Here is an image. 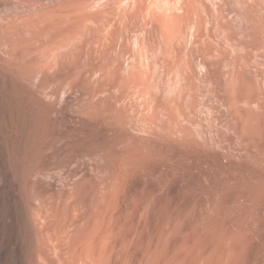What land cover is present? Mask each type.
Returning a JSON list of instances; mask_svg holds the SVG:
<instances>
[{
    "label": "rangeland",
    "instance_id": "obj_1",
    "mask_svg": "<svg viewBox=\"0 0 264 264\" xmlns=\"http://www.w3.org/2000/svg\"><path fill=\"white\" fill-rule=\"evenodd\" d=\"M134 1L0 0V264H24L21 199L32 219L38 189L88 131L111 190L112 264H264V0H201V56L191 26L168 43L150 0Z\"/></svg>",
    "mask_w": 264,
    "mask_h": 264
},
{
    "label": "bare ground",
    "instance_id": "obj_2",
    "mask_svg": "<svg viewBox=\"0 0 264 264\" xmlns=\"http://www.w3.org/2000/svg\"><path fill=\"white\" fill-rule=\"evenodd\" d=\"M117 1V0H116ZM127 2V0H125ZM140 1L144 2V0H135L133 3L135 4V8L137 9L138 4ZM146 1V0H145ZM203 1V0H202ZM201 0H150L149 4H147L144 7L145 12L147 13L145 16H149L150 19L151 17L154 18L155 24H157V27L159 28V33L161 32V35L163 37L164 41H167L168 43H174L173 37L175 36H182V32L184 31V26L183 24H186L188 26H191L192 28V37L194 38L193 44H197L198 49L201 50V52L196 51L195 49H192L193 46H190L192 48H189L188 52L190 49L192 51H196L199 53H205V49H210V46H212V43L210 41V45H208V35L206 34L205 26L208 23L207 18H206V13L208 8H206L204 3H202ZM205 1V0H204ZM248 1V0H247ZM209 2V1H208ZM207 2V3H208ZM217 2V0H216ZM222 2V1H221ZM227 2V1H226ZM119 4L121 3L120 1L118 2ZM147 3V2H145ZM219 3V2H217ZM216 3V4H217ZM132 4V3H131ZM132 4V6H133ZM212 4V3H210ZM227 4V3H226ZM123 5V4H121ZM127 5V4H126ZM137 5V6H136ZM213 5V4H212ZM219 5V4H218ZM217 5V12L213 10L216 14L220 15L217 18H219V23L218 25L221 27L222 26V21L226 15H223V8L220 6H223V4ZM249 5V4H248ZM125 6V5H124ZM141 6V5H139ZM209 6V3L208 5ZM229 6V5H228ZM244 6V5H243ZM253 6V5H252ZM251 7V11L254 7ZM262 6V5H261ZM210 7V6H209ZM214 7V6H213ZM232 7V6H231ZM124 8V7H123ZM126 8V7H125ZM131 8V7H130ZM134 8V9H135ZM140 8V7H139ZM138 8V9H139ZM142 8V7H141ZM140 8V10H141ZM230 8V7H229ZM248 12L250 11L249 8ZM210 10V9H209ZM208 10V12H209ZM228 10V8H227ZM225 10V11H227ZM232 10V9H231ZM230 10V11H231ZM235 10V9H234ZM123 11V10H121ZM211 11V10H210ZM229 11V10H228ZM247 11V10H246ZM257 11V9H256ZM261 11V10H260ZM144 12V11H143ZM144 12V13H145ZM234 13V11H232ZM262 12V11H261ZM129 13V12H128ZM132 13V12H131ZM210 13V12H209ZM214 13V15H215ZM224 17H222V15ZM229 13V12H228ZM231 13V12H230ZM240 13V12H239ZM238 13V14H239ZM140 14V13H139ZM128 15V14H127ZM251 15V14H249ZM118 16V15H117ZM121 16V15H120ZM125 16V15H124ZM137 16V15H136ZM147 16V17H148ZM208 16V15H207ZM228 16V15H227ZM254 16V15H253ZM147 17H145L147 19ZM209 17V16H208ZM233 17V16H232ZM221 18V19H220ZM229 18V17H228ZM227 18V19H228ZM234 18V17H233ZM120 19V18H119ZM122 19V18H121ZM120 19V20H121ZM210 19L212 17L210 16ZM226 19V18H225ZM251 19V18H250ZM264 19V18H263ZM148 20V19H147ZM218 20V19H217ZM216 19L214 20L217 21ZM254 20V19H251ZM141 21V20H140ZM210 21V20H209ZM255 21V20H254ZM213 22V20H212ZM213 22V23H214ZM229 22V21H228ZM258 22V21H257ZM264 22V21H263ZM216 23V24H217ZM256 23V22H255ZM135 24V23H133ZM147 24V23H146ZM149 24V23H148ZM147 24V25H148ZM215 24V23H214ZM215 24V25H216ZM244 24V23H243ZM259 24H261L259 22ZM121 25V24H120ZM119 25V26H120ZM153 25V24H152ZM211 25V24H210ZM209 25V27H210ZM224 25V24H223ZM256 25V24H254ZM149 26V25H148ZM213 25H211L212 27ZM261 26V25H259ZM264 26V25H263ZM146 27V26H145ZM217 27V28H220ZM223 30L227 29V26H224ZM250 27V26H249ZM252 27V26H251ZM258 27V26H257ZM156 28V27H155ZM186 28V27H185ZM213 28V27H212ZM212 28L211 31H213ZM229 28V27H228ZM244 28V27H243ZM253 28V27H252ZM148 28H144V30H147ZM153 29V28H152ZM137 30V29H136ZM143 30V31H144ZM154 30V29H153ZM152 30V31H153ZM220 29H218L219 31ZM233 30V29H232ZM255 30V29H254ZM125 31V30H124ZM210 31V32H211ZM226 31V30H225ZM136 32V31H135ZM147 32V31H146ZM154 32V31H153ZM186 32V31H185ZM221 32V31H219ZM218 32V33H219ZM224 32V31H223ZM230 32H228L229 34ZM152 34V33H151ZM150 34V35H151ZM211 34V33H210ZM232 34V31H231ZM160 35V34H159ZM189 35V34H188ZM212 35V34H211ZM230 35V34H229ZM234 35V33H233ZM250 35V34H249ZM254 36V34H252ZM222 35H220L221 37ZM232 36V35H231ZM236 36V35H235ZM239 36V35H238ZM251 36V35H250ZM184 37V35L182 36ZM213 37V35H212ZM247 37V35H246ZM252 37V36H251ZM181 38V37H180ZM178 38V40L180 39ZM192 38V39H193ZM231 37L230 39H232ZM237 36L235 37V39ZM239 38V37H238ZM250 38V37H249ZM102 38H99V40ZM190 39V38H189ZM221 38H218V40ZM237 40V39H236ZM246 40V39H245ZM244 40V42H245ZM249 40V39H248ZM246 40V41H248ZM104 41V40H103ZM251 41V40H250ZM100 43V41H97ZM141 42V41H140ZM231 42V41H230ZM242 42V41H240ZM249 42V41H248ZM182 43V41H181ZM243 43V42H242ZM246 43V42H245ZM252 43V42H250ZM142 44V42H141ZM139 44V47H143ZM192 44V45H193ZM229 44V43H228ZM235 44H238V41H236ZM241 44V43H239ZM238 44V45H239ZM249 44V43H248ZM246 44V46L248 45ZM253 44V43H252ZM172 45V44H170ZM217 45V44H216ZM225 45V44H224ZM231 45V44H230ZM237 45V48H238ZM175 46H177L175 44ZM209 46V48H208ZM243 46V45H242ZM251 46V44L249 45ZM253 46V45H252ZM104 47V46H103ZM170 47V46H169ZM174 47V46H173ZM173 47L171 49H173ZM180 47V46H178ZM178 47L176 49H178ZM183 47V44H182ZM234 47V46H233ZM241 47V46H240ZM168 48V49H170ZM175 48V47H174ZM185 48V46H184ZM223 48V47H222ZM230 48V47H229ZM243 48V47H242ZM91 49V48H90ZM89 49V50H90ZM106 49V48H104ZM206 49V51H207ZM231 49V48H230ZM229 49V51H230ZM234 49V48H233ZM254 49V48H252ZM46 50V49H45ZM82 50V49H80ZM93 48L91 49V51ZM143 50V48H142ZM167 50V49H166ZM180 50V49H179ZM232 50V49H231ZM248 50V49H245ZM251 50V49H250ZM47 51V50H46ZM54 51V50H53ZM62 51V50H61ZM70 51V50H69ZM76 51V50H74ZM83 51V50H82ZM90 51V52H91ZM139 51V50H138ZM165 51V49H164ZM173 51V50H172ZM185 52V50H183ZM203 51V52H202ZM211 51V50H210ZM234 51V50H233ZM252 51V50H251ZM49 52V51H48ZM46 52V53H48ZM64 52V51H62ZM73 52V51H72ZM78 51H76L77 54ZM88 52V50H87ZM94 52V51H93ZM178 52V51H177ZM232 52V51H230ZM250 52V51H249ZM50 53V52H49ZM57 53H60L57 50ZM66 53V52H65ZM74 53V52H73ZM72 53V54H73ZM174 53V52H173ZM172 53V54H173ZM204 53L202 55H204ZM207 53V52H206ZM222 53H225L222 51ZM238 54V52H236ZM34 54V53H33ZM138 54V53H137ZM210 54V52H209ZM233 54V53H232ZM247 54V52L245 53ZM48 57V54H46ZM62 55V54H61ZM65 55V54H64ZM71 55V54H69ZM89 54H87L88 57ZM90 55H93L90 53ZM103 55V53H102ZM174 55V54H173ZM180 55V54H179ZM183 55V53L181 54ZM185 55V54H184ZM208 55V54H207ZM224 55V54H223ZM239 55V54H238ZM251 55V54H250ZM74 57V55H72ZM71 56V57H72ZM78 56V54H77ZM79 57H76L77 60ZM103 56L107 57L104 54ZM102 56V57H103ZM175 56V55H174ZM173 56V57H174ZM178 56V55H176ZM195 56V55H194ZM201 56V54L199 55ZM232 56V55H231ZM234 56V55H233ZM248 56V55H245ZM50 57V56H49ZM54 57V55H53ZM59 57V55H58ZM62 57V56H61ZM68 57V56H67ZM70 57V56H69ZM68 57V58H69ZM91 57V56H90ZM99 57V56H98ZM137 57V56H136ZM220 57V55H219ZM224 57V56H222ZM240 57V56H237ZM236 57V58H237ZM60 58V57H59ZM89 58V57H88ZM183 58V57H182ZM199 58V57H198ZM208 58V57H207ZM210 58V57H209ZM51 60L53 58H50ZM72 59V58H71ZM138 59V58H137ZM167 59V58H166ZM165 59V60H166ZM175 59V58H173ZM172 59V60H173ZM190 59V56L188 57ZM187 59V61H189ZM197 59V57L195 58ZM61 60V59H60ZM59 60V62H61ZM75 60V59H74ZM80 60V59H79ZM79 60L77 62H79ZM109 60V59H108ZM198 60V59H197ZM54 61V60H53ZM52 61V62H53ZM56 61V60H55ZM63 61V59H62ZM71 61V60H70ZM69 61V62H70ZM136 61V60H135ZM139 61V60H138ZM137 61L138 65L139 62ZM141 61V60H140ZM169 61V60H168ZM209 61V60H208ZM57 62V63H59ZM66 62V61H65ZM73 66H75L74 61ZM167 62V61H166ZM191 62V60H190ZM210 62V61H209ZM46 63V62H45ZM99 63V62H98ZM136 63V62H135ZM170 63V62H169ZM61 64V63H60ZM70 64V63H69ZM68 64V65H69ZM83 64H86L83 63ZM102 64V63H101ZM173 64V63H172ZM193 64V63H192ZM210 64V63H209ZM216 64V63H215ZM64 65V63H63ZM79 65V64H78ZM169 65V64H168ZM176 65V64H175ZM45 67V65H43ZM48 66V65H46ZM62 66V65H61ZM65 66V65H64ZM71 66V65H69ZM80 66V65H79ZM102 65H100L101 67ZM104 66V64H103ZM109 66V64H108ZM107 66V67H108ZM44 67H42L44 69ZM49 67V66H48ZM72 67V66H71ZM70 67V68H71ZM78 67V66H75ZM74 67V68H75ZM99 67V68H100ZM138 68V66H135ZM193 67V66H192ZM209 67V66H208ZM50 68V67H49ZM53 68V67H52ZM59 68V67H58ZM62 67H60L59 70H61ZM95 68V67H94ZM94 68H92V71H94ZM110 68V67H108ZM190 68V67H188ZM57 69V68H56ZM66 69V68H65ZM79 69H82L79 67ZM84 69V68H83ZM104 69V68H100ZM107 69V68H106ZM104 69V70H106ZM192 69V68H191ZM190 69V70H191ZM67 72H72L71 70ZM77 69H75L76 71ZM103 70V72H104ZM187 70V69H186ZM189 70V71H190ZM41 71V69H40ZM79 71V70H77ZM39 72V71H38ZM42 72V71H41ZM44 72V71H43ZM46 72V71H45ZM55 72V71H54ZM57 72V71H56ZM55 72V74H56ZM60 72V71H59ZM64 72V70H63ZM80 72V71H79ZM140 72V70H139ZM137 72V73H139ZM187 72V71H186ZM49 73V72H48ZM105 73V72H104ZM146 73V72H145ZM144 73V74H145ZM47 74V73H46ZM59 74V73H58ZM62 74V72H61ZM64 74V73H63ZM75 74V73H74ZM92 74V73H91ZM90 74V75H91ZM110 74V72H109ZM142 74V73H141ZM147 74V73H146ZM190 74V73H189ZM60 75V74H59ZM78 75V73H77ZM93 75V74H92ZM91 75V76H92ZM97 75V74H96ZM107 75V73H106ZM111 75V74H110ZM134 75V74H133ZM140 75V74H139ZM139 75H137L139 77ZM143 75V74H142ZM185 76H188V74H184ZM205 75V74H204ZM62 76V75H61ZM71 76V75H70ZM101 76V75H100ZM109 76V75H108ZM136 76V75H134ZM149 74L147 75V77ZM110 77V76H109ZM132 77V76H131ZM129 77V79L131 78ZM182 77H184L182 75ZM210 77V76H209ZM53 78V77H52ZM61 78V77H60ZM77 78V76H75ZM134 78V77H133ZM132 78V79H133ZM186 79V77H184ZM135 79V78H134ZM57 80V79H56ZM75 80V79H74ZM92 80V78H91ZM104 80V79H103ZM148 80V79H144ZM206 80V79H205ZM88 81V80H87ZM90 81V78H89ZM105 81V80H104ZM133 81V80H131ZM70 82V81H69ZM73 83V81H71ZM99 82V81H97ZM103 81H101L102 83ZM110 83V80L108 81ZM105 81V83H108ZM53 83V82H52ZM51 83V84H52ZM66 83V82H65ZM77 83V82H76ZM81 83V82H79ZM86 83V82H85ZM84 83V84H85ZM146 83V81H144ZM78 84V83H77ZM60 85V84H59ZM63 85V83H62ZM60 85V87L62 86ZM75 85V83H74ZM73 85V86H74ZM81 85V84H80ZM78 85V86H80ZM100 85V84H99ZM104 85V84H103ZM107 85V84H106ZM242 85V84H241ZM58 86V85H57ZM86 86V85H85ZM84 86V87H85ZM59 87V88H60ZM42 88V87H41ZM56 88V87H55ZM58 88V89H59ZM62 88V87H61ZM102 88V87H99ZM194 88V87H193ZM196 88V87H195ZM40 89V88H38ZM72 89V88H71ZM74 89V87H73ZM76 89V88H75ZM83 89V87H82ZM94 89L93 91H95ZM107 90V89H106ZM194 90V89H193ZM231 90V89H230ZM234 90V89H233ZM237 90V89H236ZM76 91V90H75ZM83 91V90H82ZM91 91V90H90ZM89 91V92H90ZM202 91V90H201ZM239 88L237 90V95H238ZM39 92V91H38ZM57 92V91H56ZM60 92V91H59ZM79 92V91H78ZM81 92V90H80ZM84 92V91H83ZM86 92V91H85ZM104 92V91H102ZM236 92V91H235ZM241 92V91H240ZM71 93V91H70ZM73 93V90H72ZM81 94V93H80ZM97 94V93H96ZM99 94V93H98ZM102 94V93H101ZM108 94V93H107ZM197 94V93H196ZM249 94V91H248ZM247 94V95H248ZM84 95V94H82ZM195 95V94H194ZM87 96V95H86ZM90 96V95H89ZM93 96H95L93 94ZM97 96V95H96ZM107 96V95H106ZM82 97V96H81ZM82 100V99H81ZM105 100V99H104ZM41 101V100H40ZM81 102V101H80ZM104 102V101H103ZM71 103V102H70ZM74 103V102H73ZM93 104V103H92ZM49 105V104H48ZM70 105V104H69ZM91 105V104H90ZM93 106V105H92ZM103 106V104H102ZM107 106V105H106ZM51 107V106H50ZM88 108V107H87ZM104 108V107H103ZM53 109V108H52ZM90 109V108H89ZM68 110V109H67ZM66 110V112H67ZM51 111V110H50ZM54 111V110H53ZM52 111V114H53ZM59 111V110H58ZM88 111V110H86ZM48 112V111H46ZM75 112V111H74ZM70 113V112H69ZM94 113V112H93ZM99 113V111H98ZM97 113V114H98ZM51 114V112L49 113ZM48 114V115H49ZM64 114V113H63ZM66 114V113H65ZM76 114V113H75ZM74 115V114H73ZM85 115V114H84ZM67 115H63L62 118H66ZM70 116V115H69ZM86 116V115H85ZM47 117V116H46ZM45 117V118H46ZM58 118V117H57ZM73 118V117H72ZM77 118V117H76ZM79 118V117H78ZM42 119V118H41ZM60 119V118H59ZM70 119V118H69ZM75 119V117H74ZM81 119H83L81 117ZM47 120V119H46ZM45 120V121H46ZM67 120V119H65ZM64 120V121H65ZM42 121V120H41ZM44 121V122H45ZM52 121V120H51ZM49 121V123L51 122ZM56 121V120H55ZM61 121V120H60ZM63 121V120H62ZM79 121V120H78ZM76 121V122H78ZM82 121V120H81ZM92 121V120H90ZM89 121V122H90ZM40 122V121H39ZM47 122V121H46ZM68 122V121H67ZM66 122V123H67ZM70 122V121H69ZM85 122V119L83 120ZM56 123V122H55ZM71 123V122H70ZM86 123V122H85ZM84 123V125H85ZM91 123V122H90ZM42 124V123H41ZM62 124V123H61ZM75 124V123H74ZM78 124V123H77ZM94 124V123H93ZM57 125V124H56ZM55 125V127H56ZM51 126V124H50ZM60 126V125H59ZM62 126V125H61ZM80 126V125H79ZM91 126V125H90ZM71 127V126H70ZM92 127V126H91ZM72 128V127H71ZM76 128V126H75ZM74 128V129H75ZM78 128V127H77ZM81 128V126L79 127ZM78 128V129H79ZM83 129L85 127H82ZM81 128V129H82ZM62 128H60L61 130ZM72 129V131L74 130ZM98 129V128H97ZM41 130V129H40ZM64 130V129H63ZM66 130V129H65ZM70 130V129H69ZM76 130V129H75ZM94 130V129H93ZM100 130V129H99ZM39 130H37L38 132ZM62 131V130H61ZM60 131V132H61ZM80 131V130H79ZM76 131V133L79 135L81 132ZM87 131V130H86ZM95 131V130H94ZM98 131V130H97ZM59 132V131H58ZM64 132V131H63ZM96 132V131H95ZM92 131H88L87 133H84L85 135V140H86V145H85V150L82 153H71V155L64 159L61 164H57L60 168L59 175L56 174L55 176L48 177V181L46 183H42L43 185L38 189L37 191V196L35 199L36 206L34 208V214L31 219L29 217V206H28V201L22 200L21 199V208L24 216V226L26 227L30 241L26 245L27 246V251H26V260L24 264H112L113 256L115 251H118V242L116 243L115 239L113 236V231L115 230L114 227L112 229V213H111V204H110V186H109V179L107 175L104 177L98 179V173L99 171L101 172V167L99 168V164L97 161V155L99 152H101V149L96 145L95 143V134L93 135ZM101 132V131H100ZM71 133V132H70ZM75 133V135H77ZM68 134V133H67ZM59 135V134H58ZM62 135V133H61ZM64 135V133H63ZM81 135V136H82ZM102 136V134H100ZM94 136V137H93ZM64 137V136H63ZM74 138V136H72ZM39 136L37 137V139ZM71 138V137H70ZM82 138V137H81ZM98 138V137H97ZM101 138V137H100ZM72 139V138H71ZM36 140V139H35ZM34 140V141H35ZM60 140V138H59ZM74 140V139H73ZM76 140V139H75ZM106 140V139H105ZM70 141V140H69ZM79 142V140H77ZM81 141V140H80ZM83 141V140H82ZM100 141V140H99ZM75 142V141H74ZM88 142V143H87ZM84 143V142H83ZM98 143V142H97ZM36 144V143H35ZM42 145V143H41ZM65 145V144H64ZM102 145V144H100ZM99 145V146H100ZM105 145V144H103ZM27 146V145H26ZM36 147V146H35ZM82 147V146H81ZM107 148V147H106ZM35 149V148H34ZM62 149V148H61ZM105 149V148H104ZM74 150V148H73ZM36 151V150H35ZM38 151V150H37ZM64 151V150H63ZM107 151V150H106ZM103 152V151H102ZM36 154V153H35ZM106 154V153H105ZM68 155V154H67ZM100 156V155H99ZM67 157V156H66ZM37 158V157H36ZM34 159V158H32ZM81 159H84L82 161ZM52 160V159H51ZM57 160V158H56ZM62 160V159H61ZM101 161V160H100ZM25 162V161H24ZM33 162V161H32ZM60 163V162H58ZM30 164V163H29ZM107 164V163H106ZM45 165V164H44ZM33 166V165H32ZM57 168V169H58ZM106 169V168H105ZM30 171V170H29ZM106 171V170H105ZM107 172V171H106ZM40 174V173H39ZM42 175V174H40ZM39 175V176H40ZM43 176V175H42ZM88 187L87 191L85 187ZM25 190V189H24ZM27 192V191H26ZM0 203H1V195H0ZM122 243V241H121ZM124 245V243H123ZM127 245V243L125 244ZM25 246V247H26ZM124 247V246H123ZM126 247V246H125ZM124 247V248H125ZM121 249H123L120 246ZM125 250V249H124ZM122 252V251H118ZM125 252H123L124 254ZM124 258V257H123ZM122 258V259H123ZM121 259V260H122ZM127 259V258H126ZM120 260V259H119ZM120 260V262H121ZM144 259H142L143 261ZM119 262V263H120ZM141 262V261H140ZM117 263V262H116ZM126 264V262H124ZM121 262V264H124ZM128 263V262H127ZM142 263V262H141ZM148 263V262H147ZM133 264V263H132ZM136 264V262H135ZM140 264V263H139ZM143 264V263H142ZM149 264V263H148ZM153 264V263H152Z\"/></svg>",
    "mask_w": 264,
    "mask_h": 264
}]
</instances>
